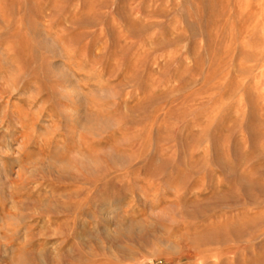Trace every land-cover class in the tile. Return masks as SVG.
<instances>
[{"label":"rangeland","instance_id":"374dc122","mask_svg":"<svg viewBox=\"0 0 264 264\" xmlns=\"http://www.w3.org/2000/svg\"><path fill=\"white\" fill-rule=\"evenodd\" d=\"M0 264H264V0H0Z\"/></svg>","mask_w":264,"mask_h":264}]
</instances>
